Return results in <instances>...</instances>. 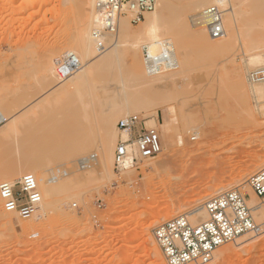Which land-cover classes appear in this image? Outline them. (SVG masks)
Returning <instances> with one entry per match:
<instances>
[{
	"label": "rangeland",
	"instance_id": "obj_1",
	"mask_svg": "<svg viewBox=\"0 0 264 264\" xmlns=\"http://www.w3.org/2000/svg\"><path fill=\"white\" fill-rule=\"evenodd\" d=\"M85 2L87 0H0V108L5 111L13 109L17 115L26 113L29 118L21 123L19 116L15 114L13 120H7L8 122L0 126V131L4 132L14 126L18 128V132L9 141L0 143V169H2L0 173L4 174L5 167L11 163H17L19 158L28 155H34L33 157L39 163L45 161L46 156L51 154L48 156L51 158L50 162L46 160V163H37L35 166L34 172L39 178H47L55 174L58 168L56 166L60 167L61 164L67 166L75 164L74 160L57 159V153L61 152L64 145L60 136L66 131L62 129L77 127L79 124L83 129L78 126L80 130L77 128L78 130L72 133L77 137L87 136V134L93 136L98 131L96 127L93 129L96 133L92 131L89 133L92 128L87 132L84 126L93 117L94 107L100 105L98 109L102 111L107 109L108 104L116 101L117 96H111L114 93L113 89H109L111 93L106 90L107 88L101 91L104 89L102 84L107 78L109 80V77L108 74L104 77V74L100 75L101 72L98 71L101 68L94 70L93 64L89 66L92 72L88 76L89 80L84 82L85 86L83 85L81 89L82 96L85 97L82 100L86 102L79 100V91L70 84V77L74 72L70 75H61L64 68L61 61L65 59L67 52L78 46L80 42L81 28L87 20L85 15L89 13ZM253 8L254 6L252 7L248 1L241 3L238 7L240 31H245L244 42L248 47L264 41V9L260 10L259 23L256 24L251 22L254 17ZM220 9L222 10L221 7ZM242 9L245 11L241 12ZM168 16L169 20L174 19V16L171 18V14ZM141 21L132 22V30L136 29ZM182 39H184L186 65L175 76L176 78L171 79L172 83L169 82L168 87V93L170 90L173 92L170 96L176 95L170 102L174 104L178 116L177 128H174L177 129V133L173 135V140L170 142L168 139L165 127H160L159 122H154L159 118L160 122L164 123L173 117L167 105L155 107L153 105L151 109L149 107V112L129 113L143 116L147 120V126H155L159 133L162 132L160 136L162 135V141H165L157 160L154 158L140 162V165L137 164L131 168L130 172H123L115 163L112 170L105 169L99 164L85 170L74 167L72 168L74 171L78 170L73 172L74 175L78 176L80 173L81 178L75 180V188L72 190L56 188V195L52 198L57 205L53 206L52 211L42 214L40 205L37 214L29 220L14 214L13 222L9 228L7 227L8 229L4 223L10 213L4 210L2 203L0 264H167L165 258H158L159 253L153 249L155 245L150 240L158 224L203 205L209 197L225 189L241 186L245 190V184L242 182L247 179V176L243 179L244 181H240L239 175L245 171L250 172L247 173L250 177L251 173L260 168L255 166L257 160L259 161L257 158L262 159L264 155V144L260 140L264 139V119L261 115L264 110L261 107L263 111L259 112V107L257 108L255 104L256 98L250 95L248 103L253 109L256 120L253 119L260 122L253 121L255 124L249 123V125L239 107L240 92L236 93L237 90H234L233 85L231 86L233 84L231 80L224 76V71L227 72L236 63L235 65L242 66L246 75L249 70L256 67H247L240 52L241 49L239 50L238 47H235L238 52L233 48L235 55L232 56L234 54L232 50L233 52L226 53V56L229 55L226 57L220 54L213 55L212 52L201 49L191 35H184ZM256 49L253 50L256 51ZM103 79L104 82H102ZM94 82L97 83L94 84ZM247 84L249 85L248 82ZM216 100L222 102V105ZM81 104H84V107ZM182 113L195 117H192L191 121L186 120L182 117ZM166 116L167 120L164 121ZM86 126L90 127L89 124ZM189 126L199 127L189 130ZM70 133L71 131L67 133L68 135H62V138H68ZM257 133L260 136L259 140L256 137ZM116 134L118 138L121 136L119 130ZM240 135L241 139H239ZM179 136L183 138L184 144L179 143ZM250 138L257 141L252 139L253 142ZM71 139L69 138L68 141ZM225 139L228 140L225 141ZM72 143L67 142L65 146ZM33 144H36L37 149L35 146L33 148L36 154H32ZM194 147L199 149L195 153L191 152ZM90 150L81 153L85 155L92 152V149ZM81 153L77 152L75 156H81ZM219 157L221 160L224 158L225 162L228 158L227 168L229 169L227 172L223 170L226 173H223L222 169L219 170L222 164L218 168L211 162L213 158V161H216ZM58 158L61 157L58 156ZM163 158L167 159V162ZM76 159L78 158L75 157V162ZM151 160L157 161L159 163L157 166L164 164L162 161L166 162L161 167L167 169L162 171L158 166L160 170L157 171V166H153ZM69 161L73 163L70 164ZM180 168L183 169L180 170ZM167 171H171L170 174L168 172L170 176ZM176 171L182 176L184 174L185 177L182 178ZM212 173L215 174L209 177ZM170 177H172L171 180ZM2 180L4 179H0V182ZM168 182L172 186L168 185ZM41 185L39 188L42 192ZM219 186H224V189L216 192ZM175 194H178L177 197ZM197 197L201 200H196ZM42 199L44 203V198ZM22 224H26L29 229L28 227L24 229ZM263 230V228L259 230L262 232L259 239L264 240ZM251 236L245 240L246 243L242 244L244 246L238 252L235 242H230L222 246L223 248L220 247L221 252L217 251L214 258L205 264H264V242L255 240V234ZM222 252L234 254L221 258Z\"/></svg>",
	"mask_w": 264,
	"mask_h": 264
},
{
	"label": "bare ground",
	"instance_id": "obj_2",
	"mask_svg": "<svg viewBox=\"0 0 264 264\" xmlns=\"http://www.w3.org/2000/svg\"><path fill=\"white\" fill-rule=\"evenodd\" d=\"M245 1H248L249 4H252V7L254 6L253 11H252L254 17L252 19L253 21H251V22L258 24L259 23L258 17L260 16L259 12L261 9H264V0H157V6L155 7L156 10L154 9L153 11L145 12L143 14V17H145L144 20H142V18H143L142 17L141 18L142 21L139 20L141 22L138 25V27L134 30H132V18L135 17V11L130 10L129 8L126 7L124 10L126 13L122 14L118 19L117 30L114 33H106L103 36L104 47L103 46L101 47V46H99L98 39L94 35V30L102 28L101 17H100V14L96 8L97 0H87V2H85V3H87L86 6H87V9H89V13L87 12L88 13L87 15L84 14L85 18L87 20L84 19L85 23L83 24V27L81 28L79 45L70 49L69 52H67V55L65 56V58H68V57H71L72 55H74L76 60L78 61V64H79L77 70L74 71L73 76L70 77L71 79L69 78L71 80L70 84L72 85V87L77 88V90L79 91V95L77 94L79 100L86 102V100L85 101L82 100L84 95L82 96L83 93L81 92V89H82V86L84 85V82L89 80L88 76L90 75V73H92V72H90L91 71L90 67H91V64H93L92 68L94 67L93 68L94 70H96V69L99 70L101 68V70L98 71V72H101L100 75L104 74L103 75V77H104L105 74H108L109 80H107L108 78L107 79L105 78L106 81L103 79L102 82L105 81V83H103V84L100 81V83L103 85V88H104L101 91H105V88H107L106 90L109 93H111V90H109V89H113L114 93L116 92L117 94L116 93L114 94L112 92L113 94L111 96H114V95L117 96L116 101L115 102L113 101L114 103L108 104L107 109L105 108L102 111H99L101 109H98L100 105L98 107L92 106V107H94V110H95V112H94V110L91 108L94 112V115L92 114L93 117L91 118V120H93V122H90L91 120H88L89 122L86 121L90 127L88 128L86 126L88 124H86L84 127H86L87 132L90 128H92L89 130V133H92V132L96 133V130L95 131L93 130L96 127L95 129H97L98 131L96 134H93V136H89V134H87V133H86L87 136L86 135L79 136V133L77 132L78 136H79V137H77L74 133H72V132H75L74 130H76V131L78 129L80 130V128H78L79 124H77V127L74 126L76 128L69 127L70 129H66L67 128L66 127V128L62 129L63 131H66V132L61 131V132H63V134L61 133L63 136L66 135L70 131H71L70 134H72V135L69 134V137L67 136L68 138H64V139L62 138V135L60 136L61 139L63 140L62 143L64 145H62L63 151L60 150L61 152L60 153L58 152L57 153L58 155L56 154L57 159H59L60 161L65 160V159H69L71 161L74 160L73 162L76 165L73 164L71 166H67V165L61 164L63 166H61V165H60V167L56 166V167H58L57 172H59L60 174L55 173V174H52L51 176L49 175V177H47V178H43V177L39 178L38 176H36V172H34L35 166L37 165L38 162L35 160L36 158L33 157L34 155H28L27 157L19 158L20 160H18L17 163L16 162L11 163L7 167H5V169H3V170H5L4 171L5 173L3 174L1 172L2 175H1L0 179H4V180H8V181H15V178H17V177L20 178L23 173L24 174L25 173H33L37 177L39 185L42 184L41 185V187H42L41 193L43 194L42 197L44 198V203H43V199H42L41 209H42V214H44L46 212L52 211L54 209L53 206L55 204L57 205V203L54 204L55 200L52 197H54L56 195V191L58 188H60L62 190H72L75 188V186H74L75 180L77 178L78 179L81 178L80 177L81 174L79 173L78 176H75L74 175L75 173H73V172L78 171V170H85L88 168L90 169L91 167L98 165V164L105 169L107 168L108 170H112V167L114 166L113 164L114 163L116 164V161L114 159V155H115V148H116L117 142L120 139V137L127 138L128 134H129L128 132L121 130L118 126V123L121 120V118L131 115L129 113L135 112V111L136 112H141V111L149 112V110H148L149 107L151 109L153 107V105H154V107L159 106V105H167V109L170 111V113L173 114V117L170 118L169 121L164 122V123H161L159 121V124L161 125L160 127H165V134L167 135L168 139H170V142H171L173 140L172 139L173 135L177 133V129H174V128H177L176 124H178V116H177V112H176V108H175L174 104L172 102H170V100H172L174 98V96H176V95L174 94V96H170V95H173V92L170 90L169 93H172V94H169L168 93V90H169L168 87H169V82L171 81V79H173V77L176 78L175 76L181 71L182 67L186 65V55H185V51H184L185 48H184V43H183L184 39H182V37L184 35L185 36L191 35L196 40V42L200 45L199 47H201V49L208 51L209 53L212 52L213 55H219L220 54V55L226 56V53L229 54L228 52L234 51L233 48L235 49V47H238L239 50L241 49L240 52L244 57V61L246 62L247 67L251 66V67L258 68V67L264 65V41L262 43H256L255 46L250 47V45H249V47H248L247 45H245V42H244L245 31H240L241 27H240V15H239L238 7L241 3H245ZM211 6H217V9L219 10L220 15H221V24L223 27V34L219 37H215L213 34H211L209 31V28H208L209 22L212 20V17L207 12H208L209 7H211ZM220 7L222 8V10L220 9ZM168 11L172 15L171 18L174 16L175 20L173 18H172V20H169L168 15H170V14L168 13ZM244 11H245L244 9L241 10V12H244ZM167 13H168V15H167ZM172 21H174L175 23H173ZM165 35H167V36H165ZM235 43H237L238 45L236 44L234 46ZM238 49L236 50L237 52H238ZM253 49H256V51H254ZM145 52L148 54V56H149L148 58L146 57ZM233 55H235V51H234V54H232V56ZM238 56H239V54H238ZM226 57H229V55ZM234 57H232V58H234ZM95 58H97V59H95ZM228 59H230V58H228ZM235 64L232 66V68H230V70H227V72L225 70L224 71L225 74L224 73L223 74L226 78L228 77L227 78L228 80L229 79L231 80L230 82L233 83V84H231V86L233 85L234 87L233 86L232 87L234 88V90H237V92L236 91L235 92L238 94L240 92L239 97L238 96L237 97H238V101L240 99V101H239L240 106L239 107H240V110L243 112L242 115L245 117L248 124L252 123L254 125L255 124L254 122L259 123L260 121H255L256 118H254L255 117L253 115L254 112L248 103L249 102L248 99H249L250 95H253L256 98L255 104L257 105V108L259 107L258 108L260 110L259 112L264 110V81L253 82L250 79V73L252 72V70H254L256 68L252 69L251 71L249 70L248 71L249 73L247 72L248 74L245 75L243 72L242 66L235 65ZM98 75H99V73H98ZM92 76H93V74H92ZM218 77H219V75H218ZM221 77H223V75H221ZM100 78H102V77H100ZM247 82L249 83V85L247 84ZM96 83L94 82V84H96ZM170 83H172V82H170ZM100 85H99V87H100V89H102V85L101 86ZM99 87H97V89H99ZM95 88H94V90H95ZM188 92H190V91H188ZM188 92H186V93H188ZM218 97L220 98V96H218ZM110 98L112 99V97H110ZM150 99H152V100H150ZM81 101H79V102H81ZM83 102H81V103H83ZM216 102L220 103V101H217V100H216ZM220 104L222 105V102ZM82 105L84 107V104H81V106ZM261 107H263V110L261 109ZM101 108L103 109L102 106H101ZM80 109H81V107H80ZM83 109H85V108H83ZM10 110L8 109L5 111V109L0 108V113L3 116H5L8 121L13 120L14 116L16 114V113H14L13 109H10ZM124 114H127V115L121 117ZM26 115H27L26 113H21V114L17 115V116H19V120L21 123L26 122V120L29 119V118H27ZM90 115H91V112H90ZM261 115L263 116L262 118L264 119V111ZM182 117L183 118L185 117L186 120L189 119L191 121V119H193L192 117H195V116L190 117V115H183V113H182ZM85 120H87V119H85ZM253 125L251 126L252 128H253ZM260 125H262V124L260 123ZM260 125H259V127H261ZM79 127H81L83 129L82 125ZM197 127H199V126H189V130L194 129V128L197 129ZM255 128H257V127H255ZM84 130H85V128H84ZM118 130L121 132V136L119 138L117 137V134H116V131L118 132ZM17 132H18V128H16L15 126L6 132L0 131V143L3 144L5 142L9 141L10 138L14 134H16ZM205 132H209V131L206 130ZM81 133H83V132H81ZM160 133L162 134V132H160ZM258 133H260V131ZM258 133L256 136L257 140L260 139V138L258 139V137H260V136H258ZM253 135H254V133H253ZM72 136H75V137H72ZM236 137H238V136H236ZM240 137H241V135L239 136V139H241ZM69 138H72V139L70 141H68ZM253 138H254V136H253ZM253 138H250V139L252 140ZM182 139L183 138L181 136H179V139H178L179 143L184 144V140H182ZM236 139H238V138H236ZM65 140H66V142H64ZM76 140H77V142H76ZM227 140L225 139V141H227ZM230 140L231 139H229V141ZM253 140H255V142L257 141L256 139H253ZM260 140L264 144V139L263 140L260 139ZM164 141H162V143ZM252 141L250 142L251 144H252ZM261 141H258V142L260 143ZM67 142H70V143L73 142L74 144L73 143L68 144L67 145L69 147L68 148L67 146H65V144ZM239 142L241 143V141H239ZM224 143L222 144L223 147H224ZM163 145H164V143H163ZM34 146H35V149H37L36 144H33V147H31L32 151L34 150L32 152V154H36V150L33 149ZM204 146H205V144H204ZM206 146H208V144H206ZM214 146H215V144H214ZM226 146H227V144H226ZM235 146H236V144H235ZM66 147L68 148V150H70L69 152L67 151ZM231 147H232V144H231ZM231 147H229V148H231ZM195 148L196 147H194L193 149L191 148L192 149L191 152L195 153L196 151L199 150L198 147H197V149H195ZM233 148H234V146H233ZM90 149H92V152H90L88 154L83 153L85 155H82L81 152L91 151ZM231 149H226V150H231ZM76 150H78V151H76ZM189 151H190V149H189ZM233 151H235V149ZM77 152L81 153L80 154L81 156H79V155H78L79 157L75 156V154ZM237 152H238V150H237ZM50 155L48 154L46 156L47 159L45 158V161L43 160V161H40L39 163L44 164V163H46V160H48L50 162L51 160H49V159H51V158L48 157ZM261 155H262V153H261ZM58 156H60L61 158H58ZM74 156L76 158H78V160L76 159V162H75ZM158 156L154 157V158H156V160H157ZM216 156H218V154ZM154 158H151V159L153 160ZM219 158H218V160H219ZM261 158L262 159L257 158V159H259V161L257 160V164L255 165L256 167H261V165L264 164V155ZM223 159L224 158H222V160ZM152 160L150 162H151V164H153V166L154 165L157 166V164H159L157 161H155V160L152 161ZM166 160L164 159V161H166ZM168 160H169V158H168ZM213 160H214V158H213ZM213 160H211V162H213L214 165L218 166V168L222 164V166H221V168H219V170L222 169V172H223V170H225L227 172V170L229 169V168H227L228 163H229L228 158H227L226 162L224 160L222 161L220 158L219 161H221V163L218 160H216V161H213ZM48 161H47V163H48ZM164 161H162V162L165 164L167 161L166 162H164ZM171 161H172V159H171ZM73 162H70V164H72ZM168 162H170V160ZM164 164H161V165L163 166ZM254 164H255V162H254ZM161 165L160 166L158 165V166L161 168L162 171L167 169V168L162 169ZM135 166L136 165L129 164V162H127L125 164L122 163L118 167V169L121 168V170L123 172H130V169L135 167ZM158 166H157V171L159 169ZM74 167H77L78 170L76 169L74 171V169H72ZM181 169H183V168H180V170ZM198 169H200V168L198 167ZM1 170L2 169H0V171ZM177 171H179V170H177ZM194 171L198 172V170H194ZM215 171L217 172L216 168H215ZM225 171L223 173H226ZM107 172H109V171H107ZM168 172L169 171H167V174H168ZM170 172H169V174H170ZM243 172L244 173H241L239 175L240 181H244L243 179H245L246 176H247V179L249 178L247 173H250V172H245V171H243ZM81 173H82V171H81ZM159 173L161 174V172H159ZM253 173H251V174H253ZM71 174H73L75 177H72ZM163 174L165 176V171ZM177 174H179V176L181 175L182 178L185 177L184 174H183V176L181 173L177 172ZM213 174H215V173H212L209 177H211ZM171 175L173 177V174H171ZM172 177H170V180ZM181 177H179V178H181ZM187 177H188V175H187ZM19 178H17V179H19ZM247 179H245V181L242 182V184H245V187L243 186L245 188V190H243L241 188V186H237V187H233V188H239L243 192V194L245 195L247 204L250 208L253 219L255 221V228L250 230L247 233L240 235L239 237H237L233 241V242H235V245L238 247V249L236 250L237 252L239 251V249L243 248L244 245H242V244L243 243L245 244L246 243L245 240L249 237H252L251 235L255 234V236H256L255 240H259L261 242H264L263 238H261L262 240L259 239L260 233H262L259 230L261 228L264 229V205L261 201L260 196L249 185ZM162 180H164V178ZM165 181L166 180H164V182ZM161 185H163V184H161ZM168 185L172 186V184H169V182H168ZM218 185H219V182H218ZM163 186H165V185H163ZM166 186H167V184H166ZM167 188H168V186H167ZM225 188H227V187H225ZM222 189H224V186H219L217 188L216 192H218ZM229 189H231V188H229ZM226 190H228V189H225L223 191H226ZM223 191H221V192H223ZM176 195H178V194H175V196ZM164 196H165V194H164ZM170 197H169V199H170ZM46 199H48V200H46ZM199 199H200L199 197L196 198V200H199ZM2 203H3V201L0 197V208L2 207ZM14 214H16V213H10V215L6 218L7 220L4 223V225H6V228L7 227L9 228V226L12 224V222H13L12 221V215H14ZM186 214H189V220L193 223H198V222L204 221L208 218V212L204 209V205H201L195 209H192L191 211L186 212ZM40 216H42V215H40ZM38 218H40V217H38ZM26 224H24V225L22 224V227L24 226L23 227L24 229L26 227ZM28 229H29V227H28ZM251 232H255V233L252 234ZM151 238H152V239H150V240H152L151 242H153L155 245V247L153 246L154 247L153 249H155L159 253L158 258L163 259L164 255H163V253H161V251H159L160 249L158 247V244L155 242V239L153 236ZM259 241H257V242L259 243ZM225 245L226 244H224L222 246H225ZM231 250H233V249H231ZM217 251L221 252L220 247L217 249ZM217 251H215V253ZM236 251H234V252H236ZM228 252H222L220 254V257L226 258L228 256V254H229V256L232 254L231 252L230 253H228ZM235 255H237V253ZM214 256H215V254H214ZM193 264H199V263H193Z\"/></svg>",
	"mask_w": 264,
	"mask_h": 264
},
{
	"label": "built area",
	"instance_id": "obj_3",
	"mask_svg": "<svg viewBox=\"0 0 264 264\" xmlns=\"http://www.w3.org/2000/svg\"><path fill=\"white\" fill-rule=\"evenodd\" d=\"M156 6L157 0H97L96 8L102 28L94 30V35L99 46L104 47L103 36L106 33L117 30L118 19L126 13V7L135 11L132 22L137 23L145 12L153 11ZM207 13L212 17L208 25L210 33L215 37L221 36L223 27L217 6L209 7ZM145 55L149 57L146 52ZM61 62L64 65L62 76L72 74L79 66L74 55ZM250 79L253 82L264 81V65L252 70ZM6 121V117L0 113V126ZM118 126L129 134L127 138L120 137L117 142L114 155L117 167L127 162L137 165L162 152L163 143L158 129L147 126L143 116L131 114L123 117ZM247 181L264 205V165L251 174ZM0 197L6 212L16 213L26 220L37 214L42 202L39 182L33 173H25L15 181H1ZM203 205L208 212V218L204 221L193 223L189 220V214L185 213L163 221L154 228L155 242L167 264L207 263L213 259L219 247L255 228L246 197L239 188L215 194Z\"/></svg>",
	"mask_w": 264,
	"mask_h": 264
},
{
	"label": "crops",
	"instance_id": "obj_4",
	"mask_svg": "<svg viewBox=\"0 0 264 264\" xmlns=\"http://www.w3.org/2000/svg\"><path fill=\"white\" fill-rule=\"evenodd\" d=\"M167 114V113H166ZM156 120V119H155ZM167 120V116L165 117V120L164 121H166ZM160 120H159V118H158V121L156 120V121H154V122H159Z\"/></svg>",
	"mask_w": 264,
	"mask_h": 264
}]
</instances>
